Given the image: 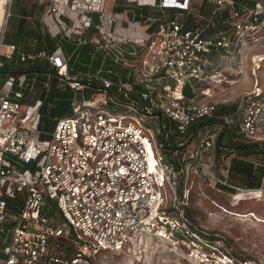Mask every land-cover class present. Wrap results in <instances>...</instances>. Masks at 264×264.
I'll list each match as a JSON object with an SVG mask.
<instances>
[{"label":"built area","instance_id":"obj_1","mask_svg":"<svg viewBox=\"0 0 264 264\" xmlns=\"http://www.w3.org/2000/svg\"><path fill=\"white\" fill-rule=\"evenodd\" d=\"M38 1L50 15L68 9L77 12L80 35L91 27L88 15L99 14V32L112 43L109 28L116 15L108 12L106 0ZM195 1L158 0L157 4L162 10L189 11ZM9 2L0 26V67ZM205 2L213 6L211 15L195 28L186 29L179 17L162 19L149 39L135 82L96 74L80 79L70 72L60 47L51 54L22 55V61H48L58 80L72 91L71 112L57 118L52 131H43L39 108L28 107L24 113L20 103L23 93L16 84L25 85V76H11L0 87V264H95L97 252L121 248L139 232L167 241L171 251L194 264H259L234 254L219 236L187 215L191 164L197 163L214 179L202 154L215 145V139L209 137L197 149L181 153L179 167L160 150L168 149L170 135L184 134L195 122L214 117L217 104L206 98L216 89L235 87L244 74L234 67L205 74L204 56L225 51L234 59L264 16V0L252 7L238 0ZM225 11L229 20L223 23L231 31L208 36ZM78 42L87 44L89 39L80 37ZM11 52L8 46L6 53ZM258 67L255 63L254 76ZM192 80L201 85L199 101L185 96ZM85 90L93 91L90 97L79 96ZM252 93L246 94L240 130L257 142L264 100H260L261 88ZM146 117H166L175 127L161 125L159 144L156 133L143 121ZM221 121L215 136L232 123L228 116ZM61 219L72 235H67Z\"/></svg>","mask_w":264,"mask_h":264},{"label":"rangeland","instance_id":"obj_2","mask_svg":"<svg viewBox=\"0 0 264 264\" xmlns=\"http://www.w3.org/2000/svg\"><path fill=\"white\" fill-rule=\"evenodd\" d=\"M197 4L201 5L202 0H198ZM194 9L196 12L199 9V6H194ZM191 13L194 12L192 11ZM246 38L244 52L238 57L239 66L244 65L245 73L241 76L239 83L235 87L228 88L225 91H223V89H216L212 97V99L218 103L219 107L225 106L228 108L227 115H229L233 121L224 136V142H226L228 136H230V132L237 130L236 126L242 121L241 117L243 109L247 104V98H249L246 94L251 93V96H253L252 92L257 88H261L263 93L260 95V100H264V16L257 27L248 33ZM121 46L124 48L127 47V45L124 44ZM109 47H107V49H109ZM104 60L105 58L103 54L98 53L94 59L95 62L93 69L98 70L101 65L103 66L102 61ZM144 61L145 55L143 56L142 64ZM242 61L244 64L240 65V62L242 63ZM4 63L9 66L12 63H17L21 66L17 57L14 58V60H4ZM255 63L259 66L256 69V76L253 75V66ZM107 67L112 68L113 66L107 65ZM47 68H49V66H47ZM140 70V65H138L135 68H132V71L128 72L127 75L134 74L135 77H138ZM4 72L11 71L6 68ZM125 73V71H122V74ZM106 75L112 79L119 80V78L114 76V72L110 74L107 73ZM7 78L8 74L2 78L0 87L6 82ZM46 78H48V76ZM255 79H257V81ZM55 81L56 80L52 75L50 76L49 89L42 86L43 80L41 84L38 85L36 83L33 86L34 88L32 89L31 94L30 90L27 89L25 91V97L20 100L23 112L25 113L26 109L30 106H37L34 92L38 95V93L45 89L44 94H47L50 89L52 90V86L54 85L53 82ZM198 87L199 84L195 80L190 81L185 90V96L188 99H198V94L196 93ZM56 94L59 99L52 103L49 102L48 106L57 109L56 118L70 115L71 110L69 103L66 100L70 97L69 95H72V93L64 94L57 91ZM83 95L85 97H90L88 91L79 92L80 97ZM218 117L219 115H215L211 119L218 121L220 120ZM46 118L49 123L48 129L52 131L55 127V118L51 116ZM143 121L156 133L159 144L161 142L159 132L161 125H165L167 128H170L171 126L175 127L174 123L166 117H162L161 119H150L146 117ZM205 122L208 121L205 120L204 123ZM45 125H47L46 122ZM258 127V137L260 140L257 142H264V113L260 117ZM213 128L214 127H204L199 131L198 137L192 141L187 140L185 136L179 135L173 140L174 142L168 141L170 146H167V148H170V150H167V153H165L166 150L162 147L160 150L165 153L168 159H172L171 161L179 167L181 166V153L197 149L200 142L207 140L209 137L217 140V136L214 135L216 132ZM43 138H47V136L43 135ZM224 152L227 153V151ZM202 156L209 164V169L214 173V179L209 178L207 174L198 167L197 163L191 164L189 176L191 217L195 222L199 223L203 230L212 234H217L216 236H222L226 240L227 246L237 256L256 259L260 264H264V180L262 187L257 190L236 189V193L233 194L219 187V184H227L224 183V179L227 176V169L231 163L232 156H225V153H218L215 145L203 152ZM259 162L264 163L262 160H259ZM167 196L168 200H171L169 192L167 193ZM61 224L65 226L67 235H72L71 229L62 219ZM4 227L7 228L8 224H5ZM64 240L65 239H63L62 242L65 243ZM94 263L194 264L183 255L171 251L170 245L167 241L145 232H139L129 243L121 248L97 252L94 257Z\"/></svg>","mask_w":264,"mask_h":264},{"label":"crops","instance_id":"obj_3","mask_svg":"<svg viewBox=\"0 0 264 264\" xmlns=\"http://www.w3.org/2000/svg\"><path fill=\"white\" fill-rule=\"evenodd\" d=\"M139 1L141 3H148V5L140 6L134 0H106L105 6L108 12L116 15V20L113 22L111 28H109L110 35L108 37L112 39V43H108L106 38L99 32V27L102 25V22L97 13L88 15L91 18V27L83 30V33L80 35L76 29L78 23H80L77 19V12L68 9L62 14L50 15L47 13L45 4L38 0H11L8 5L9 14L5 18L3 34L4 46L1 48V58H4L3 60H14L17 57L21 63V66L17 63H12L7 68L11 71L8 72V78L11 76H25V85L21 87L16 84V90L22 92L24 95L21 99L25 97V91L27 89L30 90L31 94L34 88L33 86L36 83L38 85L41 84L42 80V86L48 89L50 88V76L53 73L31 71L33 67L44 69L47 64L52 68L48 61L43 58L27 61H22L21 59L23 54H39L40 52L51 54L49 46L45 42V38L47 37L55 44V50L58 47L63 50L68 60L70 72L80 77V79H84L87 74H96L113 81L135 82L137 77L134 74L127 75V73L138 65H140V68L142 67L143 56L145 55L149 39L155 36L158 26L165 16L168 18L179 17L184 23V27L189 29L204 24L205 19L211 15L213 8L205 0H202L201 5H198V0H196L189 11H180L177 9L162 10L157 4L158 0ZM154 2L156 4H153ZM194 6H199L196 12ZM192 11L194 13H191ZM134 21H137V24L133 25L132 22ZM218 30L231 31L230 26L228 28L216 26L211 27L207 35L217 36ZM80 37L88 38L89 42L87 44H80L78 42V38ZM123 44L127 45V47L124 48L121 46ZM8 46L12 47L10 55L6 53ZM244 48L245 44L234 59H230L225 51L213 52L204 56V73L211 74L219 70L228 69L229 67L242 68L245 73L244 65L239 66L238 60L239 55L243 54ZM98 53L103 54L105 60L102 61L103 66L101 65L98 70H94V59ZM243 61L242 63L240 62V65L244 64ZM107 65L113 67H107ZM122 71L126 73L122 74ZM112 72H114V76L119 78V80L112 79L106 75ZM45 76H48V78ZM53 78L56 80V75H53ZM56 81L53 82L52 90H49L50 94L49 91L47 94H44L45 89L38 93V95L34 92L37 106L30 107H37L40 110L43 101L55 102L59 99L56 94L57 91L67 94L72 93L68 86L58 81V78ZM199 88L196 91L198 99L191 98L189 100L199 101L203 99L198 93ZM221 89L225 91L228 88ZM85 91H88L90 95L93 92L89 90ZM69 96L71 97L72 95ZM212 97L213 95L210 98H206V100L216 103L218 107V103ZM228 117L230 118V116ZM171 127L174 128V126Z\"/></svg>","mask_w":264,"mask_h":264},{"label":"trees","instance_id":"obj_4","mask_svg":"<svg viewBox=\"0 0 264 264\" xmlns=\"http://www.w3.org/2000/svg\"><path fill=\"white\" fill-rule=\"evenodd\" d=\"M257 1L259 0H238V3L246 4L252 7L256 4ZM228 20H229V12L225 11L223 15L216 20V26L228 28L229 24L223 23V21L227 22ZM45 42L49 46L50 53L54 52L55 44L53 43V41L49 37H47L45 38ZM3 59L4 58H1L3 66L0 67V73L2 77L8 74V72H4V70L8 68V65L4 63ZM47 66L49 65L47 64ZM47 66L44 69L33 67L31 68L32 69L31 71H37L40 73H53V75H56V71L50 67L48 68L50 70H48ZM64 94H67V93H64ZM71 97L66 100L69 103V107H70ZM48 105H49V102L43 101L41 108L39 110L40 128L43 131H50L48 129L49 123L47 122L46 117L51 116L55 118L54 123H56V119H57L56 118L57 109L55 107H50ZM227 113H228L227 107L218 106L216 109L215 115L216 116L219 115V119H221V117L223 116H229L227 115ZM205 120H207L208 122L204 123ZM45 122L47 123V125H45ZM232 123L229 126H226V128L217 135V138H216L217 140H215L216 141L215 148L218 153H225V156H232L231 163L229 165V168L227 169V172H228L227 176L224 179V181L227 184L226 185L219 184V187L233 194L236 193V189L237 190L239 189L257 190L262 187L263 180H264V163L259 162V160L264 161V142H256L254 140L247 138L245 135H243L240 130L241 122L239 123L238 126H236L237 130L230 132V136H228L226 142H224L223 141L224 136L226 135ZM221 124L222 123H220V120L217 121L211 118L202 119L192 124L184 134L175 133L173 135H170L168 141L174 142L173 140L179 135L185 136L187 140L192 141L193 139L198 137L199 131H201L204 127L206 128L214 127L213 130L215 131L216 130L215 126H220ZM42 138H43V135H42ZM167 150L169 151L170 148H168ZM167 150L165 153H167ZM224 151H227V153ZM169 160H172V159H169ZM187 215L191 219V221L199 225V223L195 222L194 219L191 217L190 207L187 209ZM59 223L61 224V220L59 221ZM212 235L214 236L217 234H212ZM219 237L225 242V244H227L226 240L222 236H219Z\"/></svg>","mask_w":264,"mask_h":264},{"label":"bare ground","instance_id":"obj_5","mask_svg":"<svg viewBox=\"0 0 264 264\" xmlns=\"http://www.w3.org/2000/svg\"><path fill=\"white\" fill-rule=\"evenodd\" d=\"M7 3V0L1 1V7H0V26L4 23V8L5 4Z\"/></svg>","mask_w":264,"mask_h":264},{"label":"water","instance_id":"obj_6","mask_svg":"<svg viewBox=\"0 0 264 264\" xmlns=\"http://www.w3.org/2000/svg\"><path fill=\"white\" fill-rule=\"evenodd\" d=\"M1 1H2V0H0V7H1Z\"/></svg>","mask_w":264,"mask_h":264}]
</instances>
